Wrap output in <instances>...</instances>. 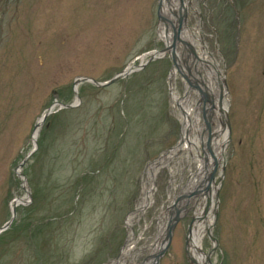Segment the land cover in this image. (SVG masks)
Masks as SVG:
<instances>
[{
	"label": "rangeland",
	"instance_id": "obj_1",
	"mask_svg": "<svg viewBox=\"0 0 264 264\" xmlns=\"http://www.w3.org/2000/svg\"><path fill=\"white\" fill-rule=\"evenodd\" d=\"M191 4L202 18L189 8L194 50L203 48L201 35L226 85L229 126L212 115L227 132L218 188L207 207L213 158L204 130L200 157L194 159V147L178 148L158 167L153 201L134 225L141 247L132 252V264L150 252L145 245L159 213L173 215V200L181 196V215L169 240L162 238L158 264H188L194 198H203L202 210L212 214L211 235L201 240L205 253L214 250L211 264H264V0ZM157 7L158 0H0V227L11 219V202L23 198L0 232V264H108L119 256L146 167L183 134L171 98V57H155L110 85L80 79L75 106L59 103L74 102L75 78L106 81L142 53L162 48ZM178 45L183 57L195 59ZM173 84L183 96L179 74ZM51 106L33 140L35 124ZM214 129L213 152L221 138ZM196 170L200 178L188 190ZM195 190L200 193L184 197Z\"/></svg>",
	"mask_w": 264,
	"mask_h": 264
},
{
	"label": "bare ground",
	"instance_id": "obj_2",
	"mask_svg": "<svg viewBox=\"0 0 264 264\" xmlns=\"http://www.w3.org/2000/svg\"><path fill=\"white\" fill-rule=\"evenodd\" d=\"M171 5L175 7V1L171 0ZM168 6L167 1H164L162 3L161 7V14L163 16H169L172 13L170 8L173 9V7ZM172 18V17H171ZM173 19V18H172ZM171 29L168 30V32H164L163 24L160 25L159 27V35L160 38H166L167 41L170 40V35H171ZM196 32L194 31L193 27L190 24H185L184 30L181 35L185 37V39L190 40L189 42H193L197 38L196 37ZM179 46V45H178ZM178 46L176 48V54L178 55L179 59L181 58L182 54L178 50ZM195 47V46H193ZM202 50L200 53L196 52L197 60L199 62H196L194 60H187V63L190 65L191 70L193 69L196 73V68L198 70V73L193 75V78L197 80H201L202 83L207 86V89L205 91H209L211 94L216 93L218 90L217 86V73L216 69L212 64H216V61H214V58L210 56V58H207V53L205 52L206 45L201 44ZM196 49V47H195ZM152 53V52H151ZM161 54V53H160ZM200 54V55H199ZM143 57V56H142ZM212 63V64H211ZM194 74V73H193ZM177 77L176 70L173 69L171 72V98L173 101V105L176 108H179L181 111V114L179 115V120L181 123V130L183 132L188 133L187 136L184 137L183 143L178 146L181 149L187 148L190 151H192L193 147L196 150V154H194V159H197V157H200V138L203 144V135H201V131L203 129V121H202V115H201V110L204 106V103L202 100L199 101V95L198 93L193 96L191 95V92L189 94H186L185 96H179L178 93L174 90V82ZM201 86V84L199 83ZM202 87V86H201ZM207 91V92H208ZM199 101V102H198ZM216 104V103H215ZM227 108V105L225 104V109ZM218 109V108H217ZM216 107H215V112H216ZM48 112V111H47ZM212 113L209 116V121L210 123H214L211 125L215 126L214 133L217 134L216 136L221 135V138H217L214 141V146H215V151L217 155H219V148L221 144L226 141V136L227 132L226 130H223V128L216 122L213 121L214 117L218 115L217 113ZM221 112V111H219ZM214 115V117H212ZM217 117V116H216ZM41 120L39 119L37 121V126L34 129L33 132V137H36L38 135V128ZM200 137V138H199ZM213 148V147H212ZM177 149H174V151ZM202 150L206 152V150L202 147ZM214 150V148H213ZM214 151V152H215ZM172 153V152H171ZM170 153L163 154L157 160L152 161L151 163L148 164L145 170V175L142 181V190L140 193V196L138 198L137 206L130 211L128 216L126 217V228H127V238L125 243L123 244L121 251L119 253V256L110 261L108 264H132L133 260L131 258L132 252L135 250H138L139 247H136L137 241L140 238L141 234L136 235L134 232V225L136 222H138L140 215L144 212V209L149 206L153 199H152V194H153V177L155 173L157 172L158 167L163 165L165 162V158H169ZM190 178L187 181V189L193 188L195 184L198 183V180L200 178V174L196 170L195 172L190 174ZM215 186H213V189ZM211 196V193H210ZM23 198L16 197L10 204V216L13 217L16 214V207L20 205L21 201ZM203 198H194L190 202L191 208L193 209V214H192V224H191V230L189 233V255L193 258V261L195 264H203L204 260L206 259V255L208 254L207 252L203 251L201 249V240L204 237L205 233L209 234L211 226H212V214H205L203 209ZM179 206H181V203H179ZM184 206V205H182ZM181 206V207H182ZM170 213L167 214V211L165 212L164 210L159 213L157 216L156 220V231L154 235L152 236V239L149 244L145 245V250L150 251V259L152 258L151 253H156L158 249L160 248L162 241H163V236L167 230V224L168 220L170 217ZM146 228V225L143 227L141 231H144ZM214 251V250H213ZM212 251V252H213ZM150 259L148 263L150 264ZM209 264H211L209 262Z\"/></svg>",
	"mask_w": 264,
	"mask_h": 264
},
{
	"label": "water",
	"instance_id": "obj_3",
	"mask_svg": "<svg viewBox=\"0 0 264 264\" xmlns=\"http://www.w3.org/2000/svg\"><path fill=\"white\" fill-rule=\"evenodd\" d=\"M164 1H167L168 6H172L171 5V0H158V7H157V11H158V17L163 21L164 23V32L166 34V32H168L169 29H171V35H170V40L167 41L165 38V47H163L161 49L160 52H168L172 58V62L173 65L175 66L176 70L179 72V74L181 75V77L187 82L188 86V92L191 90H196L198 92L199 95V101L202 100L204 103V106L201 110V115L203 118V122H204V126L205 129L208 132L207 135V142H206V148L208 150V152L210 153V155L213 158V165L209 171V174L207 176V181H206V187L204 189V191L207 194V207L209 206V202H210V193L211 190L213 188V183L215 180V172L217 170L218 167V157L215 154V152H213L211 150V138H212V134L210 132V121H209V116L215 112V107L216 110L219 112L221 111V114L216 115L218 120L223 123L226 124L227 126H229V120L227 118V116L225 115V112L223 111L222 108V97H223V93H222V83L220 82V92H219V96H218V100H215L214 97V93L211 94L208 90L205 91V89H207V86H205L201 80H197L195 78H193V74L191 71V67L189 64H187V56L182 57L179 59L178 55L176 54V48L178 46V43L184 44L186 46H188L189 50L192 52V54L194 55L195 58H197L195 50L193 48V46L191 45V43H189L181 34L182 31L184 30L185 24H187V3H185L184 0H178V3L176 5L175 8H170L172 14L175 16V19L173 20L171 17L169 16H163L161 14V7H162V3ZM173 7V6H172ZM177 8V11H175V9ZM154 56H151L149 58L152 59ZM184 65V66H183ZM186 71H185V70ZM196 72L198 73L197 68L195 69ZM127 73V70L124 69L122 71H120L119 73H116L114 76H112L109 80L105 81V82H99L97 80L94 79H90L88 77H80V78H76L75 79V83H78L80 79L82 80H91L93 83H95L98 86H102V85H107L110 84L114 81H116L117 79H119L120 77L124 76ZM224 81V80H223ZM199 83L201 84V86L199 85ZM187 93V92H186ZM198 101V102H199ZM206 103L208 105H206ZM216 103V104H215ZM66 107L72 106V104H66ZM218 108V109H217ZM217 111L215 113H217ZM207 165V156H206V152L204 151V166ZM209 192V193H208ZM200 190H195L192 193H187V195H185L184 197H190V195L192 196L193 194H199ZM183 198V196L177 198L176 200H173L172 203V207L175 209L174 214L170 215L169 220H168V224H167V230L165 232V237L167 238V240H169V238L171 237L172 234V229L175 225V223L178 221L180 215H181V210L179 207V201ZM206 207V210H207ZM182 208V207H181ZM9 224V221L6 222L4 224L3 227L0 228L3 229L6 225ZM191 224L192 221L190 222L189 226H188V234H187V243L189 242V233L191 230ZM210 234V232H209ZM213 238V237H212ZM165 251V243L162 241V244L159 248V250L153 254L150 260L151 264H158L159 262V258L161 257V255L164 253ZM213 249L211 251H209V253L206 255V262H209V256L212 253ZM187 257L190 261V263H194L193 258L189 255V251H187ZM150 259V255H147L143 258V260L140 261V264H145L146 261H148ZM207 264V263H206Z\"/></svg>",
	"mask_w": 264,
	"mask_h": 264
}]
</instances>
